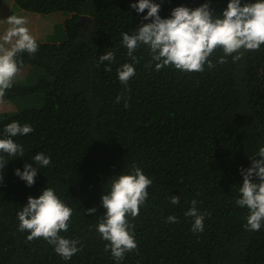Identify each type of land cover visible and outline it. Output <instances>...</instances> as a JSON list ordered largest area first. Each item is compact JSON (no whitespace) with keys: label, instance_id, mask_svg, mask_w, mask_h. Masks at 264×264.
Instances as JSON below:
<instances>
[{"label":"trees","instance_id":"trees-1","mask_svg":"<svg viewBox=\"0 0 264 264\" xmlns=\"http://www.w3.org/2000/svg\"><path fill=\"white\" fill-rule=\"evenodd\" d=\"M137 2L14 0L27 11L69 16L60 41L36 40L34 55L18 56L21 69L30 66L36 76L14 82L5 93L18 106L0 112V138L14 120L33 132L13 138L25 156L6 157L9 162L0 169V264H264V226L247 230L248 210L236 204L241 170L264 147V45L235 63L231 56L216 63L223 55L217 50L214 68L191 73L174 67L157 71L154 63L149 68V50L141 46L134 53L135 75L125 86L117 70L132 61L121 33L150 22L143 20L147 9L131 8ZM154 2L161 4L159 15L169 18L175 7L195 9L207 0ZM228 2L211 0L210 7L222 14ZM246 2L254 0H241ZM83 18L90 23L87 32ZM107 51L116 53L111 71H105L109 62H99ZM39 152L52 163L39 168L29 187L15 170L23 172ZM133 165L152 184L139 215L129 217L138 247L117 262L105 251L96 225L106 213L101 196L110 191L111 179L128 174ZM46 187L73 209L69 230L61 235L80 240L82 248L70 260L42 238L28 241L30 233L18 230L17 213ZM171 196L180 203L172 204ZM194 199L201 212L210 213L203 232L194 233L192 218L185 216ZM90 208L96 213L88 214ZM169 216L177 222H168Z\"/></svg>","mask_w":264,"mask_h":264},{"label":"clouds","instance_id":"clouds-1","mask_svg":"<svg viewBox=\"0 0 264 264\" xmlns=\"http://www.w3.org/2000/svg\"><path fill=\"white\" fill-rule=\"evenodd\" d=\"M2 1V0H1ZM211 0L195 9L178 6L172 9L169 18H162L159 13L161 4L154 0H138L131 4L137 13L147 14L144 21L134 31L121 33L122 45L127 49V56L132 61L118 68V78L121 84L127 86L130 78L135 75V64L139 59L134 55L141 46L149 50L150 60L147 65L155 70L174 67L180 72H203L205 65L214 68L211 57L220 50L223 55L217 57L216 63L224 64L231 56L235 63L242 59L247 51H258L264 45V0L241 3V0H229L222 14H215L210 7ZM11 16L8 23L11 27L0 43V99L11 89L13 82L21 70L18 56L22 53L34 55L39 45L29 29L25 26L27 20L22 16ZM52 16V15H51ZM11 47H5V45ZM115 51H107L99 56V62H109L105 71H111L110 64L115 62ZM130 92V89H128ZM124 99V94L116 98L118 103ZM124 107H128L125 99ZM33 132L31 125H21L12 121L5 125L0 138V169L9 162L6 157L25 156L23 145L14 141V137L24 136ZM256 157H259L258 159ZM251 166L242 169V186L239 187L237 206L247 208L246 229L259 231L264 226V147L259 148ZM31 163L24 165V170H15V175L31 187L39 168L51 165V157L44 152L36 153ZM39 166V167H37ZM3 173L0 172V179ZM152 180L136 165L128 174H120L111 179L110 191L102 194V206L106 213L96 225L101 238L106 241L105 251H110L113 259L122 261L127 253L133 252L138 245L134 235V226L129 217L139 215L140 206L148 196V188ZM171 203H180V197L171 196ZM88 214L96 213V208L86 210ZM210 213H203L197 207V201H191V207L185 212L192 218L191 230L203 232L204 220ZM73 209L68 207L51 187L42 190L38 198L28 197L27 204L17 213L18 230L30 233L26 239L34 241L43 239L53 246L54 251L64 260H70L82 248L78 239H70L61 235L67 233L70 227ZM167 221L176 223L177 217L169 216Z\"/></svg>","mask_w":264,"mask_h":264},{"label":"rangeland","instance_id":"rangeland-1","mask_svg":"<svg viewBox=\"0 0 264 264\" xmlns=\"http://www.w3.org/2000/svg\"><path fill=\"white\" fill-rule=\"evenodd\" d=\"M12 16H22L27 20L25 25L30 34L35 37L36 40L45 42H58L63 38L64 26L63 22L66 17L69 16V12L61 11L59 13H54L51 15H43L31 11H27L18 8L14 0H2L0 1V43H3V37L5 36L7 30L11 27L8 23V19ZM81 24L84 32L89 30V22L83 18L81 19ZM57 33V35H56ZM5 47H11V45L6 44ZM36 76L34 68L26 66L20 70L14 82L24 83L25 81H30ZM13 82V83H14ZM25 103V101L23 102ZM18 102L11 101L5 96L0 99V112L14 111L17 109ZM26 106V105H24Z\"/></svg>","mask_w":264,"mask_h":264}]
</instances>
